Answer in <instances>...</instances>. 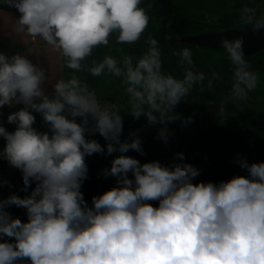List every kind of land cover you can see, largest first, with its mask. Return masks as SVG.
I'll use <instances>...</instances> for the list:
<instances>
[{"label":"clouds","instance_id":"1","mask_svg":"<svg viewBox=\"0 0 264 264\" xmlns=\"http://www.w3.org/2000/svg\"><path fill=\"white\" fill-rule=\"evenodd\" d=\"M7 2L21 14L15 31L43 40L73 71L57 79L49 94L43 87L45 69L24 55L0 53V107L24 105L8 116L17 125L14 132L0 126L6 139L0 158L22 171L25 191L36 182L30 195L12 194L0 201V264H264V161L250 164L238 157L248 175L219 183H194L200 169L191 163H141L127 155L129 150L143 154L141 139L121 140V108L103 105L76 75L86 70L92 77L121 78L127 112L136 119L144 115L150 125L162 124L159 137L167 142L168 122L180 118L175 107L205 75L191 67L182 79L165 73L153 36L139 58L93 57L94 49L112 41L133 44L140 39L149 22L142 0ZM244 12L243 22L252 23L253 10ZM255 25L264 27V17ZM219 43L234 66L231 97L244 101L259 82L245 59L244 37L222 35ZM178 55L182 66L193 64L189 48ZM33 110L50 133L33 127ZM86 131L107 141L106 154L121 153L104 169L105 176L116 177V186L93 196L91 207L81 191L88 175L85 157L105 153V147L88 139ZM176 155L182 161L184 153ZM10 205L26 208L27 222L13 218L6 211Z\"/></svg>","mask_w":264,"mask_h":264},{"label":"rangeland","instance_id":"2","mask_svg":"<svg viewBox=\"0 0 264 264\" xmlns=\"http://www.w3.org/2000/svg\"><path fill=\"white\" fill-rule=\"evenodd\" d=\"M233 5L234 0H221L219 4V6L226 8H232ZM208 6V9L204 11V21L216 18L212 11L215 8L214 1L209 0ZM250 9L253 10L254 15L260 14L264 17V0H252ZM20 15L18 11L0 9V53L7 56L16 54L24 55L34 64L45 69L48 79L44 82L43 87L47 93L51 94L54 90L53 85L55 81L61 77L68 78L73 70L66 68L58 54L51 51L50 46L46 45L43 40L40 38L33 40L26 34H19L15 31L16 20ZM147 48L146 46L138 48L140 57L147 51ZM184 48H189L192 51L193 64L191 66H183L205 70L209 73L207 74L208 77L210 74L217 75V68L222 63L229 60L225 50L215 52L191 44L173 42L169 46L167 53L161 55L162 70L165 73L178 78L176 67L181 65V57L178 53ZM104 55H112L119 60L122 56L128 54L123 52V50L112 41L108 47L101 46L94 49L93 57L96 60L99 61L103 59ZM91 59L92 57L89 58V60ZM76 75L80 77L82 81L87 82L89 88L95 91L103 105L114 104L121 108V115L123 118L121 140L131 141L136 137L141 138L142 142L150 149V161L159 160L162 164L169 166H174L175 163L183 162L172 158V153L170 151L171 141L182 137L193 138L205 133L214 122V120L210 119L205 111H203L201 102H194L195 98L188 94L184 97V100L175 107V112L179 114L180 118L168 122L169 138L167 142H164L159 137V129L163 127L162 124L157 123L155 125H150L144 115L136 119L127 112L130 110V105L128 104L127 95L123 90L124 85L121 78L107 74L99 77H92L86 70L77 72ZM248 96L252 102L253 108L264 110V84L260 79L257 88L249 92ZM23 107V104H16L15 102H13L11 106L6 104L0 107V126H4L9 132H14L17 125L15 123H9L8 116ZM33 114L36 117L33 127L40 132L50 133L51 130L49 125L43 121L41 114L34 110ZM187 118H191V121L187 124L183 123V120ZM80 119V117H77L78 122ZM90 127L91 121L89 124V128ZM86 137L88 139L98 140L105 147V153H95L85 157V162L88 165V174L91 173L96 178L95 184L90 183L88 180H84L81 186L84 198L91 207L93 196L104 193L116 186V177L111 175L105 176L104 169H110L113 159L121 153L116 151L110 155L106 154L107 141L98 132L92 133L91 131H86ZM5 146L6 139L0 136V151H2ZM127 155L132 156V150H129ZM22 174L20 169L12 166L6 159L0 158V201L7 199V197L12 194H16L15 186L20 181ZM129 177L133 178L131 172L129 173ZM6 211L10 212L13 218H20L22 222H27L28 220L27 210L24 207L10 205L6 208ZM3 239L9 241L14 240L13 237L6 236L3 237ZM20 264H30V262L22 260Z\"/></svg>","mask_w":264,"mask_h":264},{"label":"trees","instance_id":"3","mask_svg":"<svg viewBox=\"0 0 264 264\" xmlns=\"http://www.w3.org/2000/svg\"><path fill=\"white\" fill-rule=\"evenodd\" d=\"M213 1L215 8L212 11L216 18L204 21V11L209 7V0H142L141 7L145 8L149 16L147 27L135 43L116 45L126 54L139 58L138 48L148 47L147 38L153 36L159 41L161 55H164L173 42L186 44L180 39L182 34L198 35L234 27L247 28L254 26L255 20L262 17L256 15L252 23H244L242 16L247 14L243 7L230 10L232 8L219 6L221 0ZM0 9L18 11L7 0H0ZM201 48L215 52L224 51ZM245 59L250 69L259 75L264 84V50L253 56L245 55ZM186 68L188 67L181 65L176 67L178 79L183 78ZM233 69L234 66L228 60L217 68V75L210 74L208 77L209 73L205 70L191 67L194 72L203 73L205 79L202 83L193 85L188 94L195 98L194 102H201L203 111L214 122L207 132L198 136L172 140L170 151L172 158L177 161H181V158L176 154L184 153L182 161L200 169L194 183L200 181L219 183L233 176L248 175L247 169L238 163V157L246 158L250 164L264 161V110L253 108L248 95L244 101L232 99ZM142 147L143 154L132 150V156L141 163L151 162L149 147L143 142ZM85 180L92 184L96 182L95 176L91 173ZM35 186L36 182L32 181L25 191L22 174L15 186L16 194L21 197L30 195ZM151 203L158 206V201Z\"/></svg>","mask_w":264,"mask_h":264},{"label":"water","instance_id":"4","mask_svg":"<svg viewBox=\"0 0 264 264\" xmlns=\"http://www.w3.org/2000/svg\"><path fill=\"white\" fill-rule=\"evenodd\" d=\"M222 35L229 38L243 36L246 56H253L264 50V27L257 28L256 26H253L249 28H230L198 35L182 34L180 35V39L185 43L195 46L223 49L222 45L219 43L220 36Z\"/></svg>","mask_w":264,"mask_h":264},{"label":"flooded vegetation","instance_id":"5","mask_svg":"<svg viewBox=\"0 0 264 264\" xmlns=\"http://www.w3.org/2000/svg\"><path fill=\"white\" fill-rule=\"evenodd\" d=\"M251 1L252 0H234V5L232 6V9H230V8H228V9H230V10H233L234 8H240V7H243L244 9L245 8H250V6H251ZM257 15H260V14H257ZM254 16H256V15H254ZM254 26H256V25H254ZM250 27H253V26H250ZM234 28H237V27H234ZM247 28H249V27H247ZM230 29V28H229ZM226 30V29H225ZM218 31H220V30H218ZM186 44H188V43H186ZM192 45V44H191ZM193 46H195V45H193ZM198 47H200V46H198ZM203 47V46H202ZM211 49V48H210ZM213 50H215V49H213Z\"/></svg>","mask_w":264,"mask_h":264},{"label":"snow or ice","instance_id":"6","mask_svg":"<svg viewBox=\"0 0 264 264\" xmlns=\"http://www.w3.org/2000/svg\"><path fill=\"white\" fill-rule=\"evenodd\" d=\"M251 39V38H250Z\"/></svg>","mask_w":264,"mask_h":264}]
</instances>
